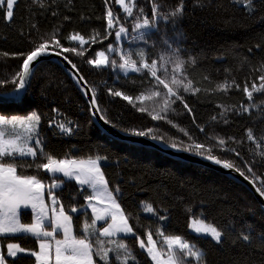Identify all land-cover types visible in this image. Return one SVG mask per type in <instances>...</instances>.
<instances>
[{
    "label": "trees",
    "instance_id": "16d2710c",
    "mask_svg": "<svg viewBox=\"0 0 264 264\" xmlns=\"http://www.w3.org/2000/svg\"><path fill=\"white\" fill-rule=\"evenodd\" d=\"M118 1L17 0L10 20L6 8L0 7V92L18 87L22 63L31 50L45 41L49 42L47 50H53V39H59L61 46L76 49L62 54L91 86L111 125L131 134L151 128L145 137L154 135L168 146L173 142L178 146L204 143V156L211 149L212 155L233 164L264 189V0H135L131 16ZM109 11L117 25L131 31L143 19L155 26L142 35L144 41L134 40L129 49L131 53L143 52L145 63L156 65V77L148 69L121 73L110 60L99 69L87 63L94 53L107 54L114 43ZM74 35H83L87 43L80 45L71 39ZM165 40L171 42L168 47L175 49V56L164 50ZM158 78L180 99L171 96ZM189 84L185 92L184 86ZM115 91L132 95V104L116 97ZM247 92H252L251 100ZM141 107L144 112L139 111ZM31 113L40 116L36 133L40 143L34 142L38 155L19 158L18 174L23 165L24 174H35L45 183L63 181L55 193L66 211L69 206L79 209L70 213L79 237L88 235L84 226L93 223L90 211L84 210L90 189L64 177H51L40 165L49 157L87 161L100 156L108 188L133 229L131 237L106 238L99 234L104 224L93 227L89 239L96 264H153L139 247L148 234L158 244L178 235L193 245L201 255L185 260L190 264H264V212L243 186L211 170L107 137L96 127L83 96L59 66L42 64L23 102L0 106L5 118ZM152 115L160 119L152 120ZM144 206L151 207L154 216L145 215ZM21 220L30 223L33 217L27 211ZM198 220L222 231V243L196 233L198 225L193 221ZM244 235L249 236L248 241ZM0 241L4 255L8 243L38 251V241L29 237ZM118 243L126 248L117 251ZM101 248L109 250L107 257L97 255ZM7 259L9 264H34L35 260L29 256Z\"/></svg>",
    "mask_w": 264,
    "mask_h": 264
},
{
    "label": "snow or ice",
    "instance_id": "6c2138e0",
    "mask_svg": "<svg viewBox=\"0 0 264 264\" xmlns=\"http://www.w3.org/2000/svg\"><path fill=\"white\" fill-rule=\"evenodd\" d=\"M17 0H0V7L6 8V17L10 20L13 17V7ZM124 11L131 16V9L125 8ZM108 26H112V12L107 13ZM150 22L148 19H143L142 23H136L135 28L137 30L148 29ZM125 33V28L121 27L115 32L117 39L121 38V34ZM72 40L79 41L80 45L87 43L83 35L72 36ZM140 41H144L145 37L140 35L135 37ZM56 48L60 51H56V48L52 50L56 56H60L62 53L66 52H76L75 48L63 47L60 45L59 39H53L52 41ZM163 48L168 51L171 55L175 56V49H169V41H162ZM49 47V42L45 41L40 43L34 50H31L26 59L22 63L23 71L21 72V78L18 80V89L0 92V106H11L17 105L23 102L24 96L26 95V84L29 83L24 77L30 76L29 66L34 61H36L42 54H45ZM109 51H112L110 48ZM77 55H82L83 53H76ZM99 59L88 60L87 63L94 65L99 69L102 65H107L108 60L105 56L104 51L98 53ZM140 61L144 60V53H139ZM67 59V57H64ZM121 59L123 63L119 64V68L123 69L125 72H139L140 69L136 67V61L132 60L131 53H125ZM71 63V61H69ZM177 66L181 61L176 59ZM113 65H116V60L113 59ZM144 69H148L151 72L152 77H156L157 73L155 71L156 65L154 63H142ZM73 68L76 65H72ZM35 68H33V72ZM264 79V77H261ZM79 80V78H78ZM158 82L163 84L168 93L180 99L177 92H174L168 87V84L164 82L163 79L158 78ZM173 83L180 85L181 81L173 80ZM191 85L184 86V91L188 92ZM255 87V85H253ZM20 90H25L21 94ZM247 91V89H245ZM159 95V93H156ZM114 95L116 97H121L123 100L127 101L129 105L133 102L132 95H126L122 91H115ZM248 99H252V92H247ZM184 108H188L185 103ZM95 96L92 97L90 103V109H95ZM140 112H144L145 109L141 107ZM95 114V113H93ZM104 117H101L103 119ZM152 120H158L160 117L158 115H152ZM215 119V117H213ZM40 122V116L31 114L27 117V120L19 119L18 117H13L11 119H6L4 115H0V126H11L13 129L17 125L23 129L24 135L19 134L5 138V132L0 128V235H17L25 234L27 238L28 234L35 238H43L39 243L38 251H31L29 254L35 258L34 264H53L52 251L54 248V261L55 264H93V245L90 242L89 237L93 234L92 229L94 227L93 223L85 224L84 231L88 235L81 234L79 237L73 234L72 223L73 216L70 213H77L78 208L76 206H69L68 210L58 200L57 195L54 193V189L58 188L62 180H53L50 185L47 186V195L51 200L49 215V205L45 203V190L46 184L42 182L35 174H24L23 165H21V174H18L17 166L19 163V158H36L38 155V150L35 147L29 146L30 141L33 139L32 133L35 132V125ZM107 122V121H106ZM152 129L148 130H133L132 134L137 137L149 136ZM249 136L251 134L249 133ZM153 140L157 139L156 136H151ZM36 144L40 143L39 139H36ZM225 141L220 140V144L223 145ZM170 147L177 149L179 151L191 152L193 150L196 155H203L201 149H204L205 145L201 142H194L188 144L187 146H178L177 143L173 142ZM209 154L204 156L205 159L213 162L216 165H222L224 169H233L234 165L228 162H223L216 156L211 154V149L208 150ZM100 156H96L95 159H89L87 163L84 161L69 160V159H54L49 157L48 162L40 165L44 171L56 174L62 173L63 177L69 180H75L79 185H87L89 188L93 189L95 195L86 193V198L89 202L95 200L97 204H102L107 201V206L105 208L97 209L95 205H92V213L94 214L95 221H105L110 220L106 227H103L102 232L99 234L104 237H112L117 233H133L132 227L129 225L128 218L120 210V205L115 202L113 195L108 191V182L104 178V173L101 171L100 167ZM32 165L29 164L28 167ZM239 171L240 176H244V172ZM251 171V169H249ZM247 178V177H245ZM113 191L119 192V189H114ZM261 197H264V189L257 188ZM31 209L34 213V221L30 223L22 222L20 209L21 208ZM148 212H152V208L147 209ZM195 225L196 233H205L212 238L217 244L222 243V231L218 230L217 227L211 224H205L203 220L193 221ZM62 233V239H57V234ZM54 241V243L50 242ZM264 239V235L261 237ZM244 241L249 240L248 235L243 236ZM147 243L151 245L147 249L148 255L151 257L156 264H175L173 260L172 253L169 251L168 260H163L161 254L156 251V244L153 241V236L148 234ZM166 243L169 250L173 246H179L181 250H187V254L191 257L199 258L201 253L194 250V246L189 243H182L180 236H169L166 238ZM139 247L141 249L145 248V242L140 241ZM126 246L123 243H118L116 245L117 251L119 249H125ZM106 249L101 248L97 255L101 258H105L108 255ZM26 249L22 248L18 243H8L7 244V258H15L18 253H25ZM4 254H0V264H8V259Z\"/></svg>",
    "mask_w": 264,
    "mask_h": 264
},
{
    "label": "water",
    "instance_id": "95a60500",
    "mask_svg": "<svg viewBox=\"0 0 264 264\" xmlns=\"http://www.w3.org/2000/svg\"><path fill=\"white\" fill-rule=\"evenodd\" d=\"M64 57L66 56H64L63 54H61L60 56H56L54 53H52V50H46L45 54H42L36 61L30 64V76L24 77L26 80L29 81V83L26 84V95L30 89L31 81L37 69L44 63H52L59 66L71 79V81L75 84L90 109V103L92 101V97L95 96V93L86 81V79L83 77L79 69L77 67H72L74 63L68 58L64 59ZM69 61H71V63H69ZM33 68H35L34 72ZM16 89H18V87ZM20 91L21 94H23L25 90ZM26 95L24 96V99ZM95 103L96 108L90 109L92 120L96 127L107 137L118 142L127 144L129 146L153 150L174 161L191 164L225 176L228 179L234 181L235 183L243 186L254 197V199L258 202L261 210L264 212V197H261L259 192L257 191V188L259 187L246 175L240 176L239 171H236L235 167L233 169H224L222 165H216L213 162L205 159L204 155H196L193 152L179 151L177 149H173L168 145H165L160 141L153 140L147 137H137L131 133L124 132L111 125L105 118L101 119L103 115L101 113L96 96Z\"/></svg>",
    "mask_w": 264,
    "mask_h": 264
},
{
    "label": "rangeland",
    "instance_id": "374dc122",
    "mask_svg": "<svg viewBox=\"0 0 264 264\" xmlns=\"http://www.w3.org/2000/svg\"><path fill=\"white\" fill-rule=\"evenodd\" d=\"M118 3H119V5L122 7V10H123V11H124V9H125L126 7H127V8H130L131 11H132L133 8H134L135 0H119ZM124 13H126V12L124 11ZM108 19H109V17H108ZM8 20H9V19H8ZM121 27H123V26H121V25H117V21H114L113 16H112V26L110 27V29L113 30L114 33H115V32L118 31L119 28H121ZM123 28H125V27H123ZM152 28L155 29V26H151V25H150L148 29H142V30H137V29L134 27V30H132V31H131V29L129 30V29L125 28V33H122V34H121V38H120V39H117L116 36H115V34H114V36H115V40H114V43L112 44V46L110 47V48L112 49V51H109L107 54H105V56L107 57V60H110V63H112L113 59H115V60H116V65H113V66H114V68L119 67V64L123 63V59H121V57H122L125 53H131V50L129 49L130 46H131V43H134L133 41H134V40H137V39H134V38L137 37V36H140V35L147 34ZM77 41H78V39H77ZM110 48H109V49H110ZM98 53H99V52L94 53V54L92 55V60L99 59ZM131 58H132V60L136 61V67H137V68H139L140 70H143V69H144L143 66H142V63H145V61H146V57H145V56H144V60H143V62L140 61L139 53H137V52H135V53H131ZM108 64H109V62H108ZM108 64H107V65H108ZM107 65H106V66H107ZM104 66H105V65H102L101 67H104ZM119 69H120V68H119ZM122 72H123V73H126V74H128V73H133L132 71L125 72L123 69H121V73H122ZM164 82L166 83L165 80H164ZM166 84H167V83H166ZM162 85H163V84H162ZM163 86H164V85H163ZM168 87H169V86H168ZM166 90H167V92H168V89H166ZM151 98H152V96H149V100H150ZM31 114H35V115H37L36 113H31ZM31 114H29V115H31ZM29 115H27V116H18V115H17V116H12L11 118H13V117H18L19 119L27 120V117H28ZM11 118H10V117H8V118L6 117V119H11ZM0 128H2L3 131L5 132V138H6V139L9 138V137H11V136L17 135V134H19V135H21V136L24 135L23 129L20 127V125H17V126L15 127V129H13L11 126H0ZM38 128H39V124H38V125H35V129H36V130H35V132L32 133L33 139L30 141L29 146L35 147L34 142L36 141V133H37V131H38ZM27 159H32V158H27ZM77 161H81V160H77ZM87 161H88V160H87ZM87 161H84V162L87 163ZM48 174H49L51 177H56V176L63 177L62 173H56V174L48 173ZM64 178L66 179V177H64ZM66 180H67V179H66ZM57 181H60V180L57 179ZM42 182H44V181H42ZM44 183H45V182H44ZM45 184H46V190H45V203L49 205V213H50L51 200H50V198H49L48 195H47V191H48L47 186L50 185L51 182H49V183H45ZM62 186H63V183H61L60 186H59L58 188H56V189L53 190L54 193H55L56 190L62 188ZM85 187H88V186L85 185ZM88 188H89V187H88ZM89 189H90V191H91V194H92V195H95L93 189H91V188H89ZM108 191L111 192L109 188H108ZM111 193H112V192H111ZM55 194H56V193H55ZM112 195H113V198L115 199V202L118 204V202H117V200H116V198H115V196H114L113 193H112ZM107 203H108L107 201H105V202L102 203V204H97L95 200H93V201H91V202H89V200L87 201V204H86L84 210H89L90 213L92 214V218H93V221H92V222H93L94 227H98L99 225H102V224H104L105 227H106V226H107V223H109L110 220H105V221H95L94 214L92 213V207H91V206H92V205H95V206L97 207V209L99 210V209H101V208H105V207L107 206ZM144 207H145V211H144V214H145V215H147V216H154V211H153V209H152V212H148L147 209L149 208V206H144ZM120 210H121V209H120ZM27 211H29V212L31 213L32 217L34 216V213L32 212L31 209H26V208H23V207H22V208L20 209V215H21V217H22L23 212H27ZM50 214H51V213H50ZM72 229H73V234L75 235V230H74L73 223H72ZM93 230H94V228L92 229V233H93ZM101 231H102V230H101ZM133 235H134V232H133V233H129V235H127V233H117V234L114 235V236H127V237L129 236V237H131V236H133ZM153 241H154V240H153ZM154 242H155V241H154ZM181 242H182V243H186V242H184L183 240H181ZM155 244H156V251H157L158 253L161 254L162 259L165 260V261L168 260V258H169V255H168V254H169V251H171V253H172V257H173V260L175 261V264H190V263L185 262V260H188V259H193V260H195V259H197V258H195V257H191V256H189V255L187 254V250H181V249L179 248V246H173V248H172L171 250H169L168 245H167V243H166V238H163V241L161 242V244H158L157 242H155ZM190 245H191V244H190ZM192 246H193V245H192ZM149 247H151V245H149V244L147 243V241H145V248L142 249V250H144V251L147 253V255H148V251H147V249H148ZM195 251H197L198 253H200V251H198V250H195ZM29 253H30V251H27V250H26L25 253H18V254H17V257H15V258L20 257V255L23 256L24 254L27 255V254H29ZM0 254H2V248H1V246H0ZM148 257L150 258V260L152 261L153 264H156V262L153 261L149 255H148ZM52 258H53V264H55V261H54V248H53V251H52ZM92 259H93V264H96V262H95V258H94V255H92Z\"/></svg>",
    "mask_w": 264,
    "mask_h": 264
},
{
    "label": "crops",
    "instance_id": "0c3cea01",
    "mask_svg": "<svg viewBox=\"0 0 264 264\" xmlns=\"http://www.w3.org/2000/svg\"><path fill=\"white\" fill-rule=\"evenodd\" d=\"M67 180H69L68 178H66ZM73 181H75V180H73ZM76 182V181H75ZM77 183V182H76ZM78 184V183H77ZM79 185V184H78ZM81 186V185H80ZM51 213V212H50ZM49 213V215H51ZM33 221H34V216H33ZM102 232V231H101ZM127 235H129V233H127ZM18 236H22V237H25V234H17V235H0V239H3V238H11V237H18ZM27 237H29V238H32V239H36L37 241H38V250H39V243L41 242V239H43V238H35V237H33V236H31V234H28L27 235ZM102 237H104V236H102ZM116 237H121V236H112V237H106V238H116ZM129 237V236H128ZM57 239H62V233H59L58 232V234H57V237H56ZM49 239V241L50 242H52V243H54V241H51V239L50 238H48ZM0 246H1V248H2V243H1V241H0ZM2 254H5V253H3V248H2ZM6 258H7V253H6ZM21 256V255H20ZM23 256H29V257H32L30 254H27V255H23ZM12 259H15V258H12ZM9 264V263H8Z\"/></svg>",
    "mask_w": 264,
    "mask_h": 264
}]
</instances>
